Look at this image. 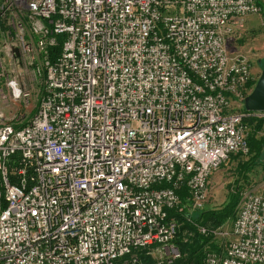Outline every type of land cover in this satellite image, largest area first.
<instances>
[{"label": "built area", "instance_id": "1", "mask_svg": "<svg viewBox=\"0 0 264 264\" xmlns=\"http://www.w3.org/2000/svg\"><path fill=\"white\" fill-rule=\"evenodd\" d=\"M260 11L0 0V264L180 260L171 212L204 210L212 175L249 152L246 120L264 119L244 107L258 76L228 50L231 28ZM194 225L223 241L203 264H264V191L241 199L230 230Z\"/></svg>", "mask_w": 264, "mask_h": 264}, {"label": "rangeland", "instance_id": "2", "mask_svg": "<svg viewBox=\"0 0 264 264\" xmlns=\"http://www.w3.org/2000/svg\"><path fill=\"white\" fill-rule=\"evenodd\" d=\"M259 2L261 4L260 13L245 17V19L231 28V34L228 36L229 52L232 55L246 56L250 61L254 77L258 76V78L264 71V0H259ZM0 28V34L2 35V32H5L3 22ZM256 138L264 141V125ZM250 152L249 147V152L247 154H238L241 155L239 159L230 158L212 175L209 181L207 208H222L238 190L241 199L251 194L263 193L264 152L257 159L254 158V154ZM245 163H249L251 166V170H248L247 174L241 172L238 168V165ZM227 228L230 230V225H228ZM187 238L188 237L185 236L186 240ZM219 242L222 243L223 241L219 240ZM132 256H139L143 260L144 258L148 259L145 253L138 250L134 251L127 259H131ZM151 259L153 262L154 260L156 261L153 257H151ZM148 261L149 259L145 260V264Z\"/></svg>", "mask_w": 264, "mask_h": 264}, {"label": "trees", "instance_id": "3", "mask_svg": "<svg viewBox=\"0 0 264 264\" xmlns=\"http://www.w3.org/2000/svg\"><path fill=\"white\" fill-rule=\"evenodd\" d=\"M258 4L261 6L259 0ZM63 41L64 36L61 35L57 37V46L51 50L53 58L57 57L60 53ZM246 123L250 128L247 136L248 145L251 151L250 153L254 154V158L257 159L264 152V141L256 138L264 125V119H250L246 120ZM240 156L241 155H233L231 158L239 159ZM238 168L245 174H247L248 170H251L249 163L240 164L238 165ZM178 194L182 198L187 197L186 189L179 191ZM240 199L241 196L238 190L237 193H234L231 196L230 201L222 208L209 209L205 207L204 210L196 213L192 218L185 216V214L183 215L171 212V215L176 217L181 224L174 242L179 248L182 258L176 261L175 264H203L208 251L220 252L221 247L218 243L219 241H215L213 237L202 236L194 223L215 229L224 225H232L235 219L236 207ZM185 236L188 237L187 240L185 239ZM144 259L148 260L146 258Z\"/></svg>", "mask_w": 264, "mask_h": 264}, {"label": "water", "instance_id": "4", "mask_svg": "<svg viewBox=\"0 0 264 264\" xmlns=\"http://www.w3.org/2000/svg\"><path fill=\"white\" fill-rule=\"evenodd\" d=\"M244 107L248 112H264V71L258 78L254 90L245 99Z\"/></svg>", "mask_w": 264, "mask_h": 264}, {"label": "clouds", "instance_id": "5", "mask_svg": "<svg viewBox=\"0 0 264 264\" xmlns=\"http://www.w3.org/2000/svg\"><path fill=\"white\" fill-rule=\"evenodd\" d=\"M11 87L14 89L15 93L18 95L19 94V90H18V88H17V86L15 85L14 82L11 84Z\"/></svg>", "mask_w": 264, "mask_h": 264}, {"label": "crops", "instance_id": "6", "mask_svg": "<svg viewBox=\"0 0 264 264\" xmlns=\"http://www.w3.org/2000/svg\"><path fill=\"white\" fill-rule=\"evenodd\" d=\"M143 253H145V252H143ZM147 257V256H146ZM148 259H149V261L146 263V264H150V263H152L153 261H152V259L150 258V257H147ZM143 260V259H142ZM143 262L145 263V259L143 260Z\"/></svg>", "mask_w": 264, "mask_h": 264}]
</instances>
